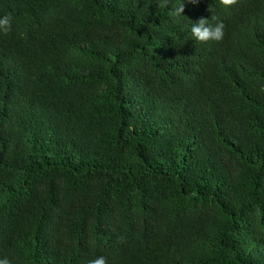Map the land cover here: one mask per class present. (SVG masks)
Wrapping results in <instances>:
<instances>
[{"label": "trees", "instance_id": "obj_1", "mask_svg": "<svg viewBox=\"0 0 264 264\" xmlns=\"http://www.w3.org/2000/svg\"><path fill=\"white\" fill-rule=\"evenodd\" d=\"M8 13L0 259L264 264V0H0ZM212 17L223 38L197 41Z\"/></svg>", "mask_w": 264, "mask_h": 264}, {"label": "clouds", "instance_id": "obj_2", "mask_svg": "<svg viewBox=\"0 0 264 264\" xmlns=\"http://www.w3.org/2000/svg\"><path fill=\"white\" fill-rule=\"evenodd\" d=\"M189 3H196L197 0H188ZM237 0H220V3L226 7L232 6ZM167 6V0H159V7L164 8ZM184 11L183 5L181 4L177 9L178 14H182ZM11 13L5 14L0 18V32L8 34L11 30L12 23ZM215 23H210L208 18H201L195 22L191 27V32L195 39L200 42H207L210 40L219 41L224 36L225 25L223 21H220L217 17H212ZM122 239V238H121ZM0 264H11L8 258L0 259ZM88 264H108L105 256H98L88 261Z\"/></svg>", "mask_w": 264, "mask_h": 264}]
</instances>
